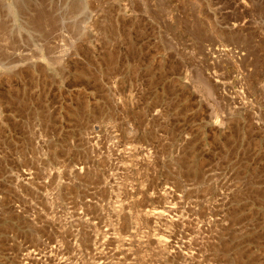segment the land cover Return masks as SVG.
<instances>
[{
  "label": "rangeland",
  "instance_id": "1",
  "mask_svg": "<svg viewBox=\"0 0 264 264\" xmlns=\"http://www.w3.org/2000/svg\"><path fill=\"white\" fill-rule=\"evenodd\" d=\"M0 264H264V0H0Z\"/></svg>",
  "mask_w": 264,
  "mask_h": 264
},
{
  "label": "bare ground",
  "instance_id": "2",
  "mask_svg": "<svg viewBox=\"0 0 264 264\" xmlns=\"http://www.w3.org/2000/svg\"><path fill=\"white\" fill-rule=\"evenodd\" d=\"M227 53V52H226ZM80 170V169H79ZM80 171H82V169L80 170ZM167 211L168 210H166L165 212H158V213H156V215L158 216V217H160V218H163V217H165V214L167 213ZM159 243L160 244H163L164 242H163V240L162 239H159ZM179 250H178V252L181 254L182 253V249L181 248H178Z\"/></svg>",
  "mask_w": 264,
  "mask_h": 264
}]
</instances>
